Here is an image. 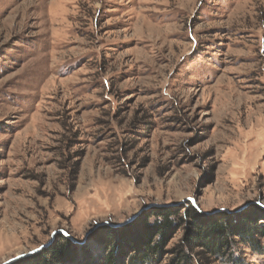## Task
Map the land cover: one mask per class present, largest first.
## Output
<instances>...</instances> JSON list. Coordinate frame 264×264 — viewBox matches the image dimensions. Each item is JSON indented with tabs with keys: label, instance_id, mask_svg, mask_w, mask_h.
I'll return each mask as SVG.
<instances>
[{
	"label": "rangeland",
	"instance_id": "374dc122",
	"mask_svg": "<svg viewBox=\"0 0 264 264\" xmlns=\"http://www.w3.org/2000/svg\"><path fill=\"white\" fill-rule=\"evenodd\" d=\"M41 262L264 264V0H0V264Z\"/></svg>",
	"mask_w": 264,
	"mask_h": 264
},
{
	"label": "trees",
	"instance_id": "16d2710c",
	"mask_svg": "<svg viewBox=\"0 0 264 264\" xmlns=\"http://www.w3.org/2000/svg\"><path fill=\"white\" fill-rule=\"evenodd\" d=\"M170 213H172V215L174 216H171ZM177 213V211H171L169 209H166L165 212L159 213V215H161V218H158L160 219L159 222H155L154 225L150 227L151 231H149L150 233L152 232L154 236H158L159 239L154 244H148V246H150L151 251L148 249L150 252L157 254L162 248V239L167 235V232L170 230V228L175 225H181L184 222L185 219L182 216L177 215ZM186 214L188 217L194 220L192 222V229L188 234L187 240L190 242L200 241V243L204 247H206L207 250L212 252L220 251V247L224 248L226 245L228 246V243L230 242V240H228V237L231 235V230L237 229L235 228V226H228L226 222H222L220 220H211L210 222H206L205 224H203L200 218L199 220L197 219L196 211L192 207L187 208ZM172 217H174V219H172ZM244 231L246 230L244 229ZM62 245L64 247V244ZM59 252L62 253L61 251L53 253V256L55 257V259H57L55 261L63 260V256H61ZM182 259L186 262V259H188V257L185 255V257L183 256ZM41 264L46 263L41 262Z\"/></svg>",
	"mask_w": 264,
	"mask_h": 264
},
{
	"label": "water",
	"instance_id": "95a60500",
	"mask_svg": "<svg viewBox=\"0 0 264 264\" xmlns=\"http://www.w3.org/2000/svg\"><path fill=\"white\" fill-rule=\"evenodd\" d=\"M62 233V232H61ZM48 245V244H47ZM46 247V246H43V248Z\"/></svg>",
	"mask_w": 264,
	"mask_h": 264
}]
</instances>
